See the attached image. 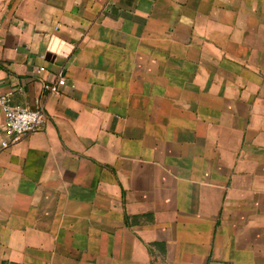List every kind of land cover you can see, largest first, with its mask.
<instances>
[{
  "label": "crops",
  "instance_id": "obj_1",
  "mask_svg": "<svg viewBox=\"0 0 264 264\" xmlns=\"http://www.w3.org/2000/svg\"><path fill=\"white\" fill-rule=\"evenodd\" d=\"M2 97L0 264H264V0H0Z\"/></svg>",
  "mask_w": 264,
  "mask_h": 264
},
{
  "label": "built area",
  "instance_id": "obj_2",
  "mask_svg": "<svg viewBox=\"0 0 264 264\" xmlns=\"http://www.w3.org/2000/svg\"><path fill=\"white\" fill-rule=\"evenodd\" d=\"M64 83V76L59 72L55 81H47L43 85L46 91L53 92L57 91ZM0 102L4 115L3 127L7 135V139L1 141L2 147L15 143L20 138L39 130L45 121V115L39 108L12 105L8 97H2Z\"/></svg>",
  "mask_w": 264,
  "mask_h": 264
}]
</instances>
